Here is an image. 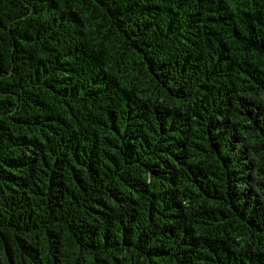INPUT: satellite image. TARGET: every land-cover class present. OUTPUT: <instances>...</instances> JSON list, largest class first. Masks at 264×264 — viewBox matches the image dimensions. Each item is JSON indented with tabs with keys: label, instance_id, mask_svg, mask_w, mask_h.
<instances>
[{
	"label": "trees",
	"instance_id": "1",
	"mask_svg": "<svg viewBox=\"0 0 264 264\" xmlns=\"http://www.w3.org/2000/svg\"><path fill=\"white\" fill-rule=\"evenodd\" d=\"M0 264H264V0H0Z\"/></svg>",
	"mask_w": 264,
	"mask_h": 264
}]
</instances>
